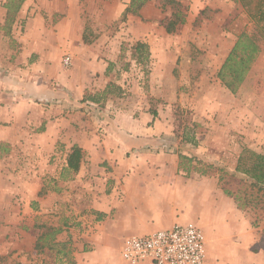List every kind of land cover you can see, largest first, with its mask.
Here are the masks:
<instances>
[{
    "label": "rangeland",
    "instance_id": "1",
    "mask_svg": "<svg viewBox=\"0 0 264 264\" xmlns=\"http://www.w3.org/2000/svg\"><path fill=\"white\" fill-rule=\"evenodd\" d=\"M9 1L0 0V264H69V250L83 264H126L120 257L125 236L113 232L112 209L100 221L92 201L112 193L117 177L155 169L144 157L149 154L162 155L160 169L212 179L261 237L237 252L264 249V190L237 172L240 158L264 155V40L237 94L218 78L238 37L258 34L253 14L259 0H179L186 23L173 34L166 31L172 9L163 0H150L126 22L121 16L129 0H25L6 36ZM138 41L150 47L146 66L132 59ZM67 54L70 67L63 63ZM109 84L123 94L115 91L101 104L83 102ZM131 122L168 129L163 147L131 148L116 175L101 154L93 162L86 153L76 175L66 171L73 143L85 137L104 146L105 126ZM221 205L194 191L179 202L180 223L195 222L204 232V264H226L230 247L239 245L228 234L230 213ZM45 227L62 232L45 242L56 248L37 251ZM58 244L66 246L64 254ZM227 264H241V258Z\"/></svg>",
    "mask_w": 264,
    "mask_h": 264
},
{
    "label": "crops",
    "instance_id": "2",
    "mask_svg": "<svg viewBox=\"0 0 264 264\" xmlns=\"http://www.w3.org/2000/svg\"><path fill=\"white\" fill-rule=\"evenodd\" d=\"M130 1L128 2L130 3ZM3 83L4 81L1 80V89ZM74 85L75 87L78 86L75 83ZM3 94V90H0V109H2L3 102H1V99L4 97ZM105 130L108 134L105 135L106 139L103 140L104 146L98 145L96 147L95 140L90 141L85 137L81 141L73 143V145L83 148L87 155L91 156L93 162L96 161L94 160L96 154L98 157L101 154L105 163L113 165L115 175L122 168V166L116 165L122 162V158L127 159V153L130 152L131 148L135 149L136 147L137 150L143 152L142 145L163 147L165 142L161 136L164 132L169 133L168 129L162 128L161 124L147 125L137 122H131L128 126L120 123L111 124L105 126ZM137 150L138 154L139 151ZM144 157L158 166H154L155 169L153 170L131 171L125 176L117 177L116 186L112 193L105 194V199L101 201V198L92 201L91 208L105 215L112 209L114 213L113 232L115 234L124 235L125 238L141 236L170 228L176 224L195 223L192 221L180 223L179 221L183 215L179 212L181 196L194 191L196 196L203 193L204 198L207 196L223 201L224 206H221L230 213V225L227 224L228 234H231L233 240H235L234 242H238L239 245L233 244L230 247L228 254H226V258H228L226 264L237 258H241V264H264V249L249 255L237 252H242L244 248L246 252V248L259 243L261 237L257 235L251 223L246 221L244 214L236 208L234 202H231L229 198L219 192L212 179L205 177L187 178L179 175L178 171L160 169L162 155L149 154ZM126 162L127 160L122 164H126ZM82 168L84 170V167ZM118 190L122 194L121 199H119ZM217 192L219 196H217ZM242 224L244 229H242ZM156 227L161 229L152 231ZM235 229L237 233H235ZM137 232H141V234ZM76 261L77 264H83V260L79 256Z\"/></svg>",
    "mask_w": 264,
    "mask_h": 264
},
{
    "label": "trees",
    "instance_id": "3",
    "mask_svg": "<svg viewBox=\"0 0 264 264\" xmlns=\"http://www.w3.org/2000/svg\"><path fill=\"white\" fill-rule=\"evenodd\" d=\"M149 1L150 0H131L122 13L121 21L126 22L129 15L140 16V11L147 5ZM163 1L164 5H169L172 9L171 18L166 24V31L169 34H173L180 26L186 23L187 16L183 10L184 6L179 0ZM24 2L25 0H10L7 4H5V8L7 9V17L3 29L6 36H11L12 27L16 20V14ZM252 2L253 1H248V4L250 5ZM253 18H255L259 24V30L257 31L259 38H257L256 34H241L218 72V78L234 95L239 92L248 78L249 73L254 69L255 64L262 55L260 39L264 40V0H259L256 4V10L255 14H253ZM131 51L132 59L138 64L145 66L149 64L151 52L147 43L138 41L134 46H132ZM115 91H118L119 96L123 94L122 88L117 87L114 84H109L102 93H88L85 95L83 102L101 104L107 95L113 94ZM85 156L86 152L83 148L78 145H73L67 154L66 171L72 175L78 174L83 165ZM251 158L252 159L248 161L249 163L246 161L247 159L240 158L237 172L253 180L252 185L254 187L264 190V155L252 153ZM225 193L228 195L230 194L228 191H225ZM44 195L45 192L42 190L39 196L43 197ZM95 214L100 221L104 220L106 217V215L102 212H95ZM61 232V228L56 229L54 227H45V231L37 239L35 247L36 250L43 251L44 249L53 250L56 248L55 246H57V244H54V242H52L54 245L51 243L46 245L45 242L47 243V241L53 237V235ZM58 247L60 248L57 250L58 254H64L63 249L66 246L64 244H58ZM71 251L72 250H69L68 253H65L64 257L67 258L69 264H76L75 258L70 256ZM0 259L2 258L0 257Z\"/></svg>",
    "mask_w": 264,
    "mask_h": 264
},
{
    "label": "built area",
    "instance_id": "4",
    "mask_svg": "<svg viewBox=\"0 0 264 264\" xmlns=\"http://www.w3.org/2000/svg\"><path fill=\"white\" fill-rule=\"evenodd\" d=\"M63 63L70 67L72 55L67 54ZM120 257L126 264H204L206 238L195 223L176 224L153 233L124 238Z\"/></svg>",
    "mask_w": 264,
    "mask_h": 264
}]
</instances>
